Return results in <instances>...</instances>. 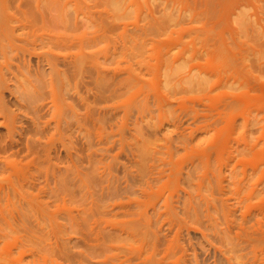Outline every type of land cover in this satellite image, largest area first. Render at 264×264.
Wrapping results in <instances>:
<instances>
[{
	"label": "rangeland",
	"instance_id": "rangeland-1",
	"mask_svg": "<svg viewBox=\"0 0 264 264\" xmlns=\"http://www.w3.org/2000/svg\"><path fill=\"white\" fill-rule=\"evenodd\" d=\"M47 1L48 0H45L43 3H46ZM49 1L56 2V10L54 14H56L55 16H57L58 19L56 26L58 27L56 28L57 35L61 34L59 37L64 35V39L67 38L65 39V43L71 45L70 47L68 45V47L65 46L66 48L63 47L64 49L57 47L55 49L57 54L60 53L61 55H66V52L68 51L70 53H74L75 51L76 53L74 55L71 54L73 56L72 58H74V56H77V52H80L81 50L84 52V49L86 52L89 50V53H92L91 55L97 53L94 55L95 57H90H94L93 59L95 61H93L95 63L99 60L98 63L100 65L98 63L97 64L100 66V71H104L106 69L104 67H106V65L108 67V65L111 62L112 63L109 65L107 70L104 72L102 71L105 74L101 72L104 79L101 78V81L99 80V82L94 80L96 78V71L91 70L90 68V72L89 70L87 71L86 68L83 69L81 72L82 75L78 73L81 69L76 67L71 69V72L72 70H74V72L79 70L77 73L79 76H82L78 80L80 82L77 83V81H75L78 78H75L76 74L73 72L75 78L74 81L78 86L76 85V87L71 81H66L68 83L65 82L64 86L66 84H69L70 87L73 85L75 88H77V91L75 89H71L72 87L68 88V86H65L68 88V92L70 89L69 95V93L65 91L64 86H61L62 81H60L61 84L59 81H57L58 83L56 84L57 87L55 89L57 91L55 92H57L56 94L58 95H55V99H59V97L60 99L59 101L56 100V104L54 103V105L57 106V103L59 102L61 105H58L59 107L57 106L59 109H54L55 106L52 105L54 107L51 106L53 108L51 109V107H48L50 106V100H47L48 95L44 96V94L49 90L47 87L46 88L48 90L45 89V86L47 85V82L50 83V79H48L46 76L49 74L48 77H50L51 73L49 70L51 71V69L47 61L44 58H41L45 55V53L40 51L46 48L44 46L47 43L46 41L41 42L42 45L40 44V46L38 44L40 42H38V51L36 48L34 52L37 51L38 53L40 51L39 53H42L43 56L40 57L39 53V55L34 53V56H31V53H26L27 56H22V54H20L21 65L24 67V70L22 68V72L27 71L26 73H28V77L23 79L22 85H20L14 77L13 72L15 71L14 73H17L15 66H11V69L9 70L14 71L12 72L8 70V73L4 69L6 66H1V69H3L1 72L3 73V71H5L3 76L5 79L7 77V80L3 78L4 82H2L3 80L0 79L3 83L0 85H4L7 89L10 88L11 90H9L12 92L9 93V91H3L4 93L2 92V94H5L4 97L0 94V109L5 107L6 112L12 119L16 116L15 119L17 120L14 121L17 123L14 122V124L17 131L19 130L18 132L21 135L16 133L14 135V140H18L17 144H19L20 147L24 146L28 142L30 148H32L34 146L31 147L29 142H33L34 140L36 143L38 141L37 143L40 144H36L38 147L39 145L42 147H39V149L42 150L38 149V154L40 155L38 158H41L40 160H42V163L45 162L43 160H48L50 162L47 164L48 166L46 165L47 167L50 166V168L52 167V169L56 170L60 167L62 171H64L67 166L70 167V180H68L70 183H68L71 184L69 185L71 188V193L67 198L68 200L70 198L71 201L68 202V206L71 208L70 210L72 212L73 220V222L71 221V229L73 230L70 231V234L72 232L73 241L71 249L73 248L72 252H74V255L86 260L85 262L90 264H264V239H256V236L259 238L260 235L264 238V182L260 183V171L264 170V48L261 46V44L264 46V0H249V2L246 1L247 3H244L245 5H241L242 1H240L241 3H238L237 1L239 0H233L234 2H237V4H240L239 8L243 11L238 9L240 11V14L238 13L239 17H232V20L230 19L231 24L228 21L226 24L224 23V27L226 25L225 29L223 28L222 24H220V26L219 24H216V19L219 17L218 11L215 10L217 9V0H206V2L205 0H183L182 4L180 2L175 3V0H156L158 4L155 0H113V3H111V0H103L104 3H107H105L106 5L103 4L102 0ZM163 1H166V4L171 2L169 3V8H172L167 10V13H170V15L168 16L165 14V16H168H166V18L161 14L160 15L162 17L155 14V16L157 15V19L160 16L158 19L160 21H157V25L158 22L160 24L161 21H164L165 19L166 22H168V26H170L169 23H171L172 19L171 27L174 26L172 28L174 31L172 32L174 33L172 36L177 35L178 41L176 39L174 40L173 37H171L170 41L169 34L171 35V32H169L168 36L165 35L169 30L165 34L163 33V35L160 34V32H158L156 29L159 26L156 25V21H153L154 25H152L149 22V18H147L149 17V14L147 15V13H150V10L157 11L158 5L160 8H162L160 4H162ZM208 1H211L212 4L215 5L207 3ZM16 2L17 0L12 2V6L15 7H11V5L9 7V14L12 13V17L16 19L14 22H17V18H23L17 10L18 8L16 6ZM130 3L132 6H130ZM165 3L162 5H166ZM98 4L102 6H98ZM209 4L211 7L214 6L213 9H215H210L211 7H209ZM148 5L151 6V9L150 6L148 7ZM206 6L209 7V9ZM173 8L175 9L173 10ZM111 9L114 11H111ZM179 11L183 12V18H180L181 20H179ZM117 13H121L123 15ZM117 15L123 16L122 18H125L122 19ZM172 15L176 22H174L175 20L172 18ZM145 18H147V22ZM102 19H104V22ZM121 19L122 21H120ZM21 20L25 21L24 19H20V21ZM20 21H18V23ZM107 22L111 25L108 26ZM59 23L60 25L58 26ZM64 23L65 25H63ZM125 23L128 26L124 25ZM12 24L14 25V23ZM19 24L21 25V23ZM19 24L18 26H20ZM136 24L139 28L136 26ZM174 24L177 25L178 28ZM111 26L113 27L110 28ZM143 26H146L145 29L149 28V31H146ZM149 26L152 29H150ZM155 26L156 28L154 29ZM181 26L185 28H183L184 32L187 30L185 33L183 32V39L179 37V33L177 34L179 31L178 29H180ZM102 27L106 29V31H101L100 29L103 30ZM171 27L169 28L172 31ZM18 29L19 27H17L16 32L19 33V35L17 33L16 34L20 38L23 30L21 31ZM174 29L178 31L176 32ZM59 30L65 34L62 32L59 33ZM219 30H224V34L220 36H226V39L228 40L227 43L233 41L232 36H240V41L243 43L245 42V45L248 47L246 48V46H244L247 49V51L243 53L245 54V61L243 60L244 58L241 57L243 54L240 55L238 52L240 55L239 56L236 52L239 50V48L235 51V57L237 55V58L240 57L238 58V61L236 60L237 63L230 60L227 54L219 55L217 52V39L219 34H221ZM236 30L237 32H235ZM111 31L113 33H111ZM154 31L157 33H151ZM39 33L43 36L46 35L47 37V34L44 33V31L42 32L41 30ZM39 33L37 34L42 36ZM84 33L89 38H85L86 36H83ZM99 34L100 36L97 37ZM25 35L26 33L24 32V37L22 36L20 38L22 41H24L25 38L28 39V36L25 37ZM134 37L136 38L134 39ZM92 38L97 39L96 41L94 40L95 42H93ZM61 39L64 40L63 37ZM128 39L132 40V42L130 43V40ZM72 40H74L75 43H73ZM156 40L157 42L159 41V44L155 42V45L158 44V46H161L159 49H157L158 46L157 48L154 46V41ZM37 41L41 40L39 39ZM138 42L141 43L139 44ZM43 43L46 44L43 45ZM76 43H80V45H76ZM182 44L183 46L178 47ZM82 45L84 47H82ZM85 45L87 48H89L87 49ZM39 46L44 49H39ZM76 46L79 47L77 48ZM153 46L155 48H153ZM169 46L170 49L168 50ZM154 49L155 51H153ZM173 49H175V51ZM132 50L135 51L133 52ZM167 50L173 54L171 53V55ZM183 50L187 51L182 52ZM44 51L47 52V50ZM94 51L95 53H93ZM160 51L164 52L161 53ZM146 52H148V54ZM150 52L151 56L156 53V55H154L156 56V59H152L154 57L153 56L149 61L153 67L150 66V63L147 60L151 57L149 55ZM167 52L169 55H171V57ZM180 52H182L184 56L183 60L181 61L182 63L180 61V63H178L179 65L176 63V66H179L177 68L175 64L174 66L172 65L173 60L171 59H173L172 57L175 58L176 56H179L181 54ZM142 53H145V55ZM11 54L8 55H10V57L15 55L14 54L11 56ZM129 54L131 55L130 58L128 56ZM161 54H164V59L166 60L165 64H163L164 62H160L162 61L160 56ZM85 55L87 54L85 53ZM141 56H144V59ZM26 57H28V59ZM139 57L141 58V62L138 60ZM1 58H3L2 55ZM1 58L0 62L6 65L5 60H1ZM62 59L63 57L61 60ZM132 59L134 61H132ZM124 60L127 62H124ZM15 61L19 63L18 58H15L14 62ZM138 61L141 64H136L139 63ZM130 62H133V64L130 65ZM156 62H158V70L160 71L161 69L160 73L157 71ZM103 64L105 65L103 66ZM127 64L129 67H131L130 69L137 73V75L135 73V79L138 77L136 80L139 81L138 85L141 87L140 89H138L136 86L135 88H132L134 84L131 82H123L125 84L122 85L124 87L127 85L126 88H131V92L128 91L130 89H126L121 85V81L128 80L127 73L131 71L130 69H126L129 68L127 67ZM160 64H162V66L164 65V67L159 66ZM141 65L144 66V68H142ZM170 65H172L171 67H175V69H173L175 71L173 74H176L177 76L183 74V84L182 81L181 83L178 82L180 80L176 75H173L174 77H171V73L170 75H166L169 74V72L166 73L165 71L167 69H171L169 68ZM64 66L62 63H60L59 69L62 72L67 69ZM111 66L113 70L119 71V74L118 72L116 73L110 69ZM154 66L156 72H158L155 74L156 80L158 78L157 83L155 82L156 80L154 81ZM30 67L34 73L39 72L38 75H34L32 72L30 78L28 71ZM88 67L90 66H87V68ZM37 70L38 72H36ZM84 70L90 74L88 75V73ZM125 70L126 74L124 73ZM84 72L86 74H84ZM112 72H114V78H112ZM134 72H131V74H134ZM138 72H141L140 76ZM161 72L163 73L161 74ZM26 73L24 74L25 76ZM115 73L117 74V78ZM157 74H161L162 76L159 77ZM41 75L44 77H39ZM72 75L73 74H71L70 77H72ZM36 76L40 78H38L40 83L43 82L44 79L48 80L47 82L44 80L46 84H42L43 87H38L41 84H39ZM109 76H111V78ZM108 77L111 79H108L110 82L108 80L106 81ZM122 77L125 80H123ZM163 77L165 80H167V82L169 80L171 81L168 83L165 81L164 83ZM63 78L64 77H62V79ZM161 78L163 79V83L161 82ZM120 79L121 81L118 83V80ZM207 79L209 80L207 81ZM24 80L26 81L24 82ZM6 81H12V83ZM28 81H31V84L33 85L30 86ZM96 81L99 84H97L98 87L95 86ZM103 81L106 82L103 83ZM69 82H71L72 85ZM107 82L108 85L106 84ZM116 82L118 84H116ZM158 83L159 87L153 88L154 85V87H157ZM109 84L114 85V88ZM172 84H174V87ZM179 84L180 86H178ZM130 85H132V87H130ZM20 86H24L25 88L23 89ZM32 86L37 87L35 89V87L32 88ZM41 87L43 88L42 91L45 90L43 94L40 93L41 90L36 91L41 89ZM160 87L164 89L166 88L167 91L166 89H159ZM172 87L175 91L172 90ZM175 87L177 89H175ZM17 88H21L24 91L22 92ZM94 88H96V90ZM109 88L111 89L110 91ZM179 88H181V90H179ZM7 89L5 90L3 88L5 91H7ZM29 89L34 90L29 91ZM133 89H136V91H133ZM156 89L157 92L155 93ZM113 90H115L114 95L112 94ZM158 90L160 92L166 91V93H161V95L165 97L166 94V97L169 99L172 97L173 99L170 100V104H168V106H164L165 109L163 104L160 105L161 102L157 100L160 99L159 95H156L158 94ZM35 91L36 93H40L39 95H41V97L44 96L43 99H46V102H43L42 98L38 94L34 93ZM97 91L100 93V95L97 93ZM48 92L46 94H49ZM73 92L77 93L72 95L71 93ZM78 92L80 93V98L83 96L85 99L86 105L83 102V98L80 100L78 97ZM103 92L107 93H105L106 96H104L105 94ZM110 92L112 97L110 96ZM132 92L135 93L132 94ZM177 92L178 95H181V97L175 100V97H178ZM66 93H68L67 99H64ZM101 93L103 94L101 95ZM136 93H140V95H137ZM149 94L150 97H148ZM172 94L173 96H171ZM124 95L127 98L124 97L122 100L121 98ZM133 95L138 96L137 99H134L136 97ZM155 96L156 98H154ZM239 98L242 100V104L239 103L241 100H239V102L237 101ZM127 99L129 102H131L130 106L133 108L132 110L130 109V111H127L129 112L128 114L127 112L125 113L126 107L124 108V104H122L123 106L121 105V100L124 101V103H128L125 102ZM133 100H136L135 103L137 101L138 103H141V105L136 103L137 109L133 107L136 104L132 105L134 102ZM236 101L239 104H236ZM52 102L50 104H52ZM142 102H145V104L143 105ZM2 103L4 104L2 105ZM43 103L44 106L46 104L48 105H46L47 107L45 109L49 108L50 111H48V109L46 112L44 106L42 105ZM68 103L71 105L74 104L72 105L73 109L71 108L74 111L70 109L71 105L67 106ZM147 103L149 104L147 105L149 106V109H147ZM156 103H158L160 106L157 107ZM84 105L85 107H83ZM142 106H145L146 108L143 107L142 109ZM140 107L141 109H139ZM40 108H43L44 111L42 110V112L45 114L39 111L41 110ZM55 110H57V113ZM69 110L74 112V114ZM159 110H161L162 114ZM131 111L132 116L130 113ZM39 112L42 113L41 115H43V117L39 114ZM53 112H55L57 117L55 114H53ZM37 113L41 118H43V122L45 123L46 121L47 123L43 124L42 119L38 117ZM139 114H141L140 117ZM44 116L47 117L44 118ZM1 117H3V115ZM35 118L36 120H39L36 122ZM33 120H35L34 123ZM57 120H62L63 122L66 120V123H64L65 125L63 122L60 124ZM1 121H3V118H1ZM230 121H232V123H236H233L235 124V127H233L234 129L232 128L233 125L229 124L231 123ZM42 124L43 126L46 125L47 129L46 126L44 129ZM58 124H60V127L56 128V125ZM19 125H22L23 127L21 126V128ZM228 125H230V127L233 129H231L233 131L232 134L230 128L228 129L229 131L227 130ZM41 130H45L46 132H40ZM179 132H182L183 135H178ZM50 135L53 136V138H50ZM8 136V128L6 126H0V146L3 145L2 143L8 141ZM48 138L53 139L52 141L54 144L52 143L53 145L51 146L54 148H50L51 146L48 145L46 147L44 142L45 140L47 142ZM220 138H222V141L224 140L229 144L225 142L222 143ZM19 139L21 141H19ZM184 139L189 142L186 143ZM218 141L219 143H222L223 146H220ZM213 142L216 145H213ZM35 143L32 144L37 147ZM17 144L15 146L16 149L19 147ZM217 144L220 148L217 146ZM224 145L226 148H228L225 152H223L225 153L223 155L224 161L218 160L222 159L219 157L216 158V156L220 155ZM24 147L26 149V146ZM170 147L173 152L168 151V148ZM44 148L45 152L43 150ZM65 148L71 150V153L66 151ZM48 149H51V151ZM24 151L27 152L26 150ZM48 151L51 152L49 155L46 153ZM147 151L149 152L147 153ZM167 151L173 153H169L171 157L169 154H167ZM215 151L217 152V155H215ZM9 152L5 154L6 152L2 150L0 155L1 157H5V155H8L6 157L13 155L12 151V153ZM156 152L159 153L157 154ZM229 152L232 154L231 156L233 158L228 156L230 155L228 154ZM209 153L212 154V156H210ZM20 154L16 155V157L10 156L11 160L16 159L15 161L24 160V162H27L25 159H28L29 161V158L31 160V156L33 155L32 153H28V155H31L28 157L27 154H24L27 157L25 158L22 156V154ZM149 154H151V156L154 155L157 157L153 156L154 160H151L149 158ZM206 154L209 156H206ZM192 156L193 160H196V163L194 164ZM194 156L196 158H194ZM47 157L50 159H47ZM227 157L232 158L230 162ZM197 158L200 160H197ZM202 158L205 162L201 161ZM150 161H153L156 164ZM171 161H173V163ZM176 161L180 162L177 163ZM206 161L209 163V167H207V165L205 168L203 165H206ZM220 161H222V163ZM38 162L42 164L39 159ZM152 163L153 165L149 168V165ZM176 163L177 165L180 163L183 164V170H180L183 172V174L181 173L182 175L180 174L179 177L177 176L180 182L176 179L177 183H173L175 181L172 180V178L174 179V177H172L173 174L171 175V173H173L172 171L174 170L176 172L177 170L179 171V168H181L179 167L181 164L177 166ZM256 163H259L261 166L259 170L255 171L253 169V164ZM146 164L148 165V170L144 168L146 167ZM168 164H172L173 168ZM221 164L225 165L223 166L222 171V167H220ZM170 167L172 168L171 172H169L171 169ZM60 168L58 169L59 171L56 172H60ZM150 169L152 170L150 171ZM207 169H210V171L208 170V172ZM66 171L64 174H66ZM159 171H161L162 174ZM175 172L174 174H176ZM60 173L57 175L64 177L63 173H61L62 175ZM150 173L152 174L151 176ZM219 173H222L223 175L220 174L219 176ZM167 174H170V177H172L170 180V177ZM216 174L219 177H215ZM147 175L151 178H149ZM221 175L224 178L222 196H220L219 192L221 191L219 188L217 189L218 186L216 184V178L218 177L217 181H219V179L222 178ZM233 177L235 181L233 180ZM53 181L54 180H52V182ZM168 181H171V184ZM238 181H241L240 184ZM167 183H169V185H167ZM219 184H221V182ZM258 184H260L259 187ZM254 185L257 187L256 191L258 194L257 192H254L253 194L252 192H249L251 188H254ZM219 187L221 186L219 185ZM259 188L261 189V192ZM149 193H151V195ZM48 196L49 195H43V202L45 199L48 202ZM249 199L251 201H249ZM49 200L52 201L50 204L47 203V206L51 205V209L49 208L50 210H54L56 204L61 202L60 199L58 200L57 198L53 197H51ZM45 202L44 204H46ZM221 203L223 205H227V208L225 206L224 209ZM259 209L262 210L259 211ZM227 211L231 213H227ZM60 216V219H57V221L61 222L62 227H65L64 223L67 226L68 223L64 221L67 218L66 213H62ZM0 261L2 262L4 260L0 259ZM61 261L62 260H60V264ZM4 263L6 264L7 261H4ZM8 263L12 264L10 262Z\"/></svg>",
	"mask_w": 264,
	"mask_h": 264
},
{
	"label": "bare ground",
	"instance_id": "bare-ground-1",
	"mask_svg": "<svg viewBox=\"0 0 264 264\" xmlns=\"http://www.w3.org/2000/svg\"><path fill=\"white\" fill-rule=\"evenodd\" d=\"M13 1H16V0H0V42H1V47H0V50H1V52H0V58H1V55L3 56V58H1V60H5V63H6V65L5 64H3V63H1L0 62V69H1V66L3 67V66H6V68H7V70H6V68H4L5 69V71H7V73L9 72V71H12V70H9V69H11L10 67L11 66H15V69H16V71H17V73H14L13 71V74H14V77L16 78V80H17V82L20 84V85H22V82H23V79H26V77H28L27 75H28V73H26L27 71H23L22 72V68H23V70H24V67H22V65H21V55L20 54H22V56H27V54L26 53H31L30 55L31 56H34V53L36 54V55H39L40 53V51H42V52H44L45 53V55L43 56V54L41 53L40 54V57L41 56H43V57H41V58H44L46 61H47V63L50 65V69H51V71L49 70V72L51 73L50 74V77H48L49 76V74H48V76H46L48 79H50V83H48L47 81V79L45 80L46 82H47V85L45 86V89H47V88H49V90L48 91H50L51 93H52V95H51V93L50 92H48L47 90V92L51 95V96H53V97H51L49 94H44V96L46 95H48L46 98H47V100L49 99L50 101V103L52 102V100H53V102H52V104H50L49 102V105L50 106H48L47 104V106L50 108L52 105H54V103L56 102V100L57 101H59V99H60V97H59V99H55V95H58V94H56L57 92H55V91H57V90H55L56 89V84L58 83L57 81H62V84H61V82H60V84H61V86L63 85L64 86V84H65V82L66 81H71L72 82V84H75V86L77 85L76 84V82L75 81H77V83L78 82H80V81H78L82 76H79V74L80 75H82V71H83V69H85L86 68V70L88 71L89 70V68L91 69V70H94V71H96V78L95 77H93V78H95L94 80H97L98 82H99V80L102 78V79H104V77H103V75L101 74V72L103 71V70H101L100 71V69H99V67L100 66H98V61L95 63L94 61V55L95 54H97V53H95V51L93 52V53H95L94 55H91L92 53H89V50L86 52L85 51V49H84V52H83V50H81V48H80V52H77L78 54H76L77 56H74V58H72L73 56L71 55V54H75L76 52L74 51V53H70L69 51V54L67 55V53L68 52H66V55H61L60 53L59 54H57L56 52H55V49L57 48V47H60V48H63V47H70L71 45H68V44H66L65 42V39H67V38H65L64 39V35L62 36L63 37V39L64 40H62L61 38L62 37H59V36H61V34L60 35H57V32H56V28H58V27H56L57 26V21H58V19H57V16H55L56 14H54V12H55V10H56V2L55 1H47L46 3H43L45 0H17V10H18V12L21 14V16L23 17V18H20V19H24L25 21H23V20H21L20 21V19L19 18H17V22H14L16 19L15 18H13L12 17V13L11 14H9V7H10V5H11V7H15V6H12V2ZM101 1V0H100ZM108 1V0H107ZM113 0H111V3H113L112 2ZM120 1V0H119ZM135 1V0H134ZM139 1V0H138ZM149 1V0H148ZM156 1V0H155ZM159 1H161V0H159ZM168 1V0H167ZM215 1V0H214ZM240 1H242V4L241 5H245L244 3H247V2H249V0H239V1H237L238 3L240 2ZM247 1V2H246ZM10 2H11V4H10ZM102 2H103V0H102ZM131 2H133V1H131ZM166 2V1H165ZM164 1H163V3H165ZM177 2H180L181 4L183 3V0H175V3H177ZM205 2H206V0H205ZM237 2H234L233 0H217V4H216V7H217V9H215L216 11H218V13H219V15H218V13H217V15L219 16V17H217V19H216V21L218 22H216V24H219V26H220V24H222V26H223V28L225 29L226 28V25H225V27H224V23L226 24V22L228 21L229 23H230V19L232 20V17H239V15H238V13L240 14V11L238 10V9H240L239 8V5L240 4H237ZM101 3V2H100ZM106 3V2H105ZM104 2H103V4H105ZM109 3H110V1H109ZM141 3V2H140ZM146 3V2H145ZM156 3H157V1H156ZM162 3V4H163ZM169 3H171V2H168L166 5H162V4H160L161 6H162V8H160L159 7V5H158V10L157 11H155V10H150L151 12L150 13H147V15L149 14V17H147V18H149V22H150V24H152V25H154V23H153V21H156V25H157V21H160V20H158L159 19V17L162 15L163 17L165 16V14H167L168 16L170 15V13L168 14L167 13V10L168 9H171V8H169ZM207 3H210L211 5H215V4H212V2L210 1H208ZM241 3V2H240ZM107 4V3H106ZM105 4V5H106ZM148 4H149V2H148ZM158 4V3H157ZM210 4H209V7H211L210 6ZM117 5V4H116ZM124 5H125V2H124ZM146 5V4H145ZM98 6H102V5H99L98 4ZM111 6V5H110ZM110 6H108V7H110ZM130 6H132V4L130 3ZM150 5H148V7H149ZM156 7H157V5H156ZM207 7V6H206ZM209 7H207L208 9H209ZM213 7L214 6H212L210 9H212V10H214L213 9ZM116 8V7H115ZM118 8L120 9V7L118 6ZM107 9V8H106ZM150 9H151V6H150ZM175 8H173V10H174ZM179 9V8H178ZM182 10H183V8H182ZM241 11H243L242 9H240ZM15 11V10H14ZM104 11V10H103ZM108 11V10H107ZM107 11H106V13H107ZM111 11H114V10H112L111 9ZM170 11V10H169ZM177 11V10H176ZM238 11V12H237ZM17 12V11H16ZM174 12V11H173ZM180 12V14H178L179 15V20H181L180 18H183L182 16H183V12L182 11H179ZM109 13V12H108ZM114 13V12H113ZM125 13V12H124ZM178 13V12H177ZM104 14V13H103ZM116 14V13H115ZM117 14H121V13H117ZM155 14H157V15H160L159 17H158V19H157V15L155 16ZM105 15V14H104ZM103 15V16H104ZM121 15H123V14H121ZM166 15V16H167ZM174 15V14H173ZM173 15H172V18L175 20V18L173 17ZM110 16V15H109ZM117 16H119V15H117ZM125 16V15H124ZM161 16V17H162ZM166 16H165V18H166ZM167 16V17H168ZM119 17H123V16H119ZM171 17V16H170ZM234 17V18H235ZM103 18H105V17H103ZM110 18V17H109ZM116 18V17H115ZM125 18V17H124ZM124 18H122V19H124ZM147 18H145V20H146V22H147ZM118 19V18H117ZM122 19L120 20V21H122ZM164 19V18H163ZM103 20V22H104V19H102ZM116 20V19H115ZM161 20H162V18H161ZM183 20V19H182ZM18 21H20L19 23H21V25L18 23ZM77 21V20H76ZM108 21H109V19H108ZM114 21V20H113ZM118 21H119V19H118ZM118 21H116V22H118ZM168 21V20H167ZM64 22V21H63ZM115 22V21H114ZM113 22V23H114ZM146 22H145V24H146ZM174 22H176V20L174 21ZM173 22V23H174ZM232 22V21H231ZM12 23H14V25L12 24ZM15 23H16V25H15ZM66 23V22H65ZM65 23L63 24V25H65ZM78 23V22H77ZM108 23V22H107ZM112 23V22H111ZM171 23H172V19H171ZM171 23H169L170 24V26H168V22H166V20L164 19V21H161V23L159 24V22H158V27L156 28V26L154 27V29L156 28L157 29V31L158 32H160V34H162L163 35V33L165 34L168 30V33H166L165 35H167L168 36V34H169V32H171V35L169 34V36H170V41H171V37H173L174 38V40L176 39L177 40V35L176 36H172L174 33H172V32H174L173 31V27L174 26H172L171 27ZM179 23H180V21H179ZM182 23V22H181ZM18 24L21 26H18ZM62 24V23H61ZM138 24V23H137ZM136 24V26L138 27V25ZM183 24V23H182ZM182 24H180V25H182ZM228 24V23H227ZM231 24V23H230ZM60 25V23L58 24V26ZM92 25V24H91ZM94 25H96V24H94ZM109 25H111L110 23H108V26ZM117 25V24H116ZM121 25V24H120ZM124 25H127L126 23L124 24ZM148 25V24H147ZM146 25V26H147ZM175 25V24H174ZM19 27V29L22 31L23 30V33H21V31H20V33H21V36H20V38L24 35V32L26 33V35H25V37H27L28 36V39H24V41H22V39H20L19 38V33H17L16 32V29H17V27ZM67 26V25H66ZM103 26V25H102ZM105 26H106V23H105ZM128 26V25H127ZM140 26V25H139ZM145 26V27H146ZM175 26H177V25H175ZM229 26V25H228ZM64 27V26H63ZM68 27H69V25H68ZM104 27V26H103ZM102 27V28H103ZM113 26H111L110 28H112ZM120 27V26H119ZM141 27V26H140ZM144 27V26H143ZM145 27H144V29H145ZM150 27V26H149ZM169 27H171V29H172V31L170 30V28ZM231 27V26H230ZM230 27H227V28H230ZM60 28V27H59ZM97 28V27H96ZM115 28V27H114ZM139 28V27H138ZM142 28V27H141ZM169 28V29H168ZM177 28H178V26H177ZM183 26H181V28L180 29H178V30H175L176 32H177V34L179 33V37L181 38V39H183ZM18 29V30H19ZM64 29V28H63ZM97 29H99V28H97ZM119 29V28H118ZM143 29V28H142ZM150 29H152L151 27H150ZM185 29V28H184ZM218 29H219V27H218ZM41 30H42V32L44 31V33H46L47 34V37H46V35L45 36H43L42 34H40L39 32H41ZM66 30V29H65ZM101 31H106V29H104L103 28V30L102 29H100ZM108 30V29H107ZM139 30H141V29H139ZM146 31L148 30L149 31V28H147V29H145ZM58 31V30H57ZM60 32L59 33H61L62 31L61 30H59ZM97 31V30H96ZM142 31V30H141ZM146 31H145V33H146ZM187 31V30H186ZM185 31V32H186ZM224 30H219V32L221 33V34H219V36H218V39H217V45H218V49H217V52L219 53V55H221V54H227V56L230 58V60H232V61H235L236 63H237V61L239 60L238 58H240V57H238L237 58V56L239 55V53H240V55L241 54H243V53H245V51H247V49L246 48H248L246 45H245V42L243 43L242 41H240V36L239 35H237V36H232V38H233V41H231V42H229V43H227V39H226V36L225 37H223V36H220V35H223L224 34V32H223ZM19 32V31H18ZM108 32V31H107ZM109 32H110V30H109ZM115 32V31H114ZM155 32L156 31H154V32H151V33H153V34H155ZM184 32V33H185ZM235 32H237V30L235 31ZM18 35H17V34ZM37 33H39L40 35H42V36H39ZM62 33H64V32H62ZM87 33V32H86ZM93 33V32H92ZM111 33H113L112 31H111ZM144 33V32H143ZM148 33V32H147ZM157 33V32H156ZM23 34V35H22ZM65 34V33H64ZM91 34V33H90ZM98 34V33H97ZM232 34H234V33H232ZM238 34H239V32H238ZM241 34V33H240ZM18 37H17V36ZM85 35V33L83 34V36ZM92 35V34H91ZM96 35V34H95ZM146 35V34H145ZM150 35H152V34H150ZM149 35V36H150ZM158 35H159V33H158ZM81 36V35H80ZM86 37L85 38H89V37H87V35H85ZM100 36V34L99 35H97V37H99ZM140 36V35H139ZM142 36H144V35H142ZM24 37V36H23ZM67 37V36H66ZM95 37V36H94ZM32 39V40H30V39ZM41 40V41H37V40H39V39ZM69 38V37H68ZM84 38V37H83ZM90 38H91V36H90ZM101 38V37H100ZM136 37H134V39H135ZM137 38H138V36H137ZM219 38H220V40H219ZM231 38V39H232ZM81 39V38H80ZM97 39V38H96ZM96 39L95 38H92V40H93V42H95L96 41ZM132 39V38H131ZM147 39V38H146ZM169 39V38H168ZM168 39H167V41H168ZM226 39V40H225ZM69 40H70V38H69ZM83 40H86V39H83ZM95 40V41H94ZM128 40H130V39H128ZM140 40V39H139ZM148 40V39H147ZM245 40V39H244ZM46 41V45L43 43V45H45L44 47H46L45 49L44 48H41L40 46L42 45L41 44V42H45ZM73 41V43H75L74 42V40H72ZM91 41V40H90ZM98 41V40H97ZM137 41V40H136ZM145 41V40H144ZM178 41V40H177ZM180 41V40H179ZM247 41V40H246ZM38 42H40V43H38ZM69 42V41H68ZM67 42V43H68ZM87 42V41H86ZM132 42V40H130V43ZM142 42V41H141ZM140 42V43H141ZM150 42V41H149ZM158 43L159 44V41L157 42V40L156 41H154V46L157 48V46H158V44L157 45H155L156 43ZM172 42H173V40H172ZM37 43L40 45L39 46V49H44V50H47V52H45L44 50H40L38 53H37V51H38V48H37ZM81 43H82V41H81ZM89 43V42H88ZM87 43V44H88ZM139 43V42H138ZM139 43V44H140ZM151 43V42H150ZM69 44H71V43H69ZM77 44H79L80 45V43H76V45ZM84 44V43H83ZM86 44V45H87ZM134 44H136V43H134ZM172 44V43H171ZM68 45V46H67ZM86 45H85V47H86ZM94 45V44H93ZM146 45V44H145ZM177 45H179V44H177ZM47 46H48V48H47ZM73 46V45H72ZM74 46H75V44H74ZM91 46V45H90ZM96 46V45H95ZM126 46V45H125ZM141 46H143V45H141ZM153 46V48H155ZM174 46H176V45H174ZM173 46V47H174ZM181 46H183V44L182 45H180V46H178V47H181ZM244 46H246V48L244 47ZM261 46H262V48H264V46H263V44H261ZM260 46V47H261ZM65 47V48H66ZM77 47V46H76ZM79 47V46H78ZM77 47V48H78ZM82 47H84L83 45H82ZM129 47V46H128ZM128 47H127V49H128ZM139 47V46H138ZM137 47V48H138ZM144 47V46H143ZM148 47V46H147ZM159 47H161L160 45L158 46V48L157 49H159ZM163 47V46H162ZM166 47V46H165ZM234 47H237V48H234ZM37 48V51L36 52H34L35 51V49ZM59 48V49H60ZM76 48V49H77ZM87 48V47H86ZM89 48V47H88ZM87 48V49H88ZM130 48V47H129ZM136 48V47H135ZM144 48H146V47H144ZM172 48V47H171ZM176 48V47H175ZM183 48V47H182ZM239 48V50L238 51H236V49H238ZM10 49V50H9ZM64 49V48H63ZM62 49V50H63ZM71 49V48H70ZM73 49V48H72ZM126 49V48H125ZM131 49V48H130ZM134 49V48H133ZM143 49V48H142ZM141 49V50H142ZM161 49V48H160ZM170 49V46L168 47V50ZM179 49V48H178ZM235 49V50H234ZM246 49V50H245ZM75 50V49H74ZM135 50H137V49H135ZM134 50V51H135ZM144 50H147V49H144ZM167 50V51H168ZM174 51H175V49H173ZM179 50H181V49H179ZM241 50H244V51H241ZM10 53H9V52ZM67 51V50H66ZM133 51V50H132ZM131 51V52H132ZM133 51V52H134ZM153 51H155V49L153 50ZM173 51V52H174ZM185 50H183L182 52H184ZM187 51V50H186ZM185 51V52H186ZM238 53V55L235 57V54H236V52ZM241 51V52H240ZM130 52V51H129ZM137 52V51H136ZM144 52V51H143ZM161 52V51H160ZM162 52H164V51H162ZM161 52V53H162ZM168 52H170V51H168ZM167 52V53H168ZM177 52V51H176ZM182 52H180L181 54V56L179 55V54H175V55H179V56H176L175 58L174 57H172L173 59H171V58H169V59H171V60H173V63H172V65L174 66V64H175V66H176V63L178 64V63H180L182 60H183V53ZM11 53H14V54H11ZM32 53H33V55H32ZM85 53L87 54V55H85ZM147 54H148V52H146ZM154 53V52H153ZM172 52H170V54H171ZM8 54H11V56L12 55H14V56H12V57H10V55H8ZM64 54H65V51H64ZM143 55H145V53H142ZM142 54H140V55H142ZM146 54V55H147ZM173 54V53H172ZM171 54V55H172ZM71 57H70V56ZM89 55V56H88ZM126 55V54H125ZM135 55V54H134ZM136 55H137V53H136ZM150 56H151V52H150V54H149ZM148 55V56H149ZM154 55H156V53H154L153 54V56ZM165 55H167V54H165ZM168 55H169V53H168ZM171 55H169L170 57H171ZM185 55H186V53H185ZM239 55V56H240ZM247 55V54H246ZM8 56H9V58H8ZM29 56V55H28ZM90 56H94L93 58L92 57H90ZM129 56V58L131 57V55L129 54L128 55ZM149 56V57H150ZM153 56H151L149 59H147L148 60V62L151 60V58L153 57ZM161 56V60L162 61H160V62H164L163 64H165V57H164V54H161L160 55ZM169 56H167V57H169ZM213 56V55H212ZM244 56V57H243ZM243 56L241 55V57L242 58H244L243 60L245 61L246 60V58H245V54H243ZM13 57H14V60H15V58H18L19 59V63H17L16 61L14 62V60H13ZM36 57V56H35ZM63 57V59L61 60V58ZM98 57V56H97ZM104 57V56H103ZM125 57V56H124ZM132 57H133V54H132ZM134 57H137V56H134ZM142 57V56H141ZM144 57V56H143ZM142 57V58H143ZM156 56H154L152 59H156L155 58ZM158 57V56H157ZM163 57V58H162ZM193 57H194V54H193ZM10 58H12V59H10ZM24 58V57H23ZM27 59H28V57H26ZM31 58V57H30ZM38 58V57H37ZM40 58V59H41ZM148 58V57H147ZM185 58V57H184ZM237 58V59H236ZM105 59V58H104ZM109 59V58H108ZM117 59V58H116ZM134 59V58H133ZM132 59V61H134ZM141 58L139 57V59L138 60H140ZM144 59V58H143ZM158 59V58H157ZM163 59H164V61H163ZM166 59H168V58H166ZM43 60V59H42ZM41 60V61H42ZM94 60V61H93ZM115 60V59H114ZM127 60V59H126ZM237 60V61H236ZM28 61H30V60H28ZM44 61V60H43ZM63 61V62H62ZM103 61V60H102ZM135 61H136V59H135ZM158 61V60H157ZM180 61V62H179ZM187 61V60H186ZM185 61V62H186ZM243 61V62H244ZM3 62V61H2ZM101 62V61H100ZM104 62V61H103ZM124 62H127V61H125L124 60ZM139 62V61H138ZM140 62H141V60H140ZM136 63V64H141V63ZM147 62V63H148ZM240 62V61H239ZM28 63V62H27ZM31 63V62H30ZM29 63V64H30ZM60 63H62L63 64V66L64 65H66V66H64V67H66L65 69V71H61L60 69H59V66H60ZM65 63V64H64ZM98 63V64H97ZM110 63V62H109ZM112 63V62H111ZM110 63V64H111ZM135 63V62H134ZM146 63V62H145ZM144 63V64H145ZM150 63V62H149ZM166 63H168V62H166ZM171 63V62H170ZM182 63V62H181ZM46 64V63H45ZM107 64V63H106ZM109 64V65H110ZM130 65L131 64H133V62H130L129 63ZM143 64V65H144ZM158 62H156V66H157V71H159L158 70ZM100 65V64H99ZM105 64H103V66H104ZM109 65H108V67H107V65H106V67H104V68H106L105 70H107V68H109ZM135 65V64H134ZM148 65V64H147ZM167 65V64H166ZM172 65H170L169 66V68H171V69H167L166 70V68H165V72L167 73V72H169V74H166V75H170V73H171V77H174L173 75H176V74H173V72H175L173 69H175V67H171ZM179 65V64H178ZM31 66V65H30ZM87 66H90V67H88L87 68ZM113 66V65H112ZM112 66L110 67V69H112ZM142 66V65H141ZM141 66H138V67H141ZM145 66V65H144ZM144 66H142V68H144ZM150 66L151 67H153V65L150 63ZM150 66H147V67H150ZM159 66H162V64H160ZM79 68V69H81L80 70V72H78L77 73V71H79V70H75L76 72H74V70H72V72H71V69H73V68ZM98 67V68H97ZM127 67H129L128 66V64H127ZM146 67V68H147ZM162 67H164V65L162 66ZM166 67V66H165ZM177 68L179 67V66H176ZM131 67H129V68H126L127 70H129ZM135 68V67H134ZM141 68V69H142ZM168 68V67H167ZM13 69V68H12ZM38 69H39V67H38ZM181 69V68H180ZM3 69H1L0 70V74H1V77H0V79H2L3 80V78L5 79V77L3 76L4 75V73H5V71H3V73L1 72ZM9 70V71H8ZM104 70V71H105ZM109 70V69H108ZM113 70V69H112ZM131 71L130 72H128L127 74H128V80L127 81H121V79L123 78H121L120 80H118L117 82L118 83H120V81H121V85L123 84H125L126 82L127 83H129V82H131L132 84H134L133 85V87H132V85H130V87H132V88H135V86L136 87H138V89H140L141 87H140V85H138L139 84V81L138 80H136L135 79V77H136V75H137V73L136 72H134L132 69H130ZM134 70H136V69H134ZM139 70H140V68H139ZM138 70V71H139ZM150 70V69H149ZM153 70V69H152ZM154 70H155V66H154ZM182 70V69H181ZM28 71H29V74H30V78H31V73L33 72V70L31 69V67H30V69H28ZM35 71V70H34ZM85 71V70H84ZM87 71H85V72H87ZM93 71V72H94ZM103 71V72H104ZM113 71H115V70H113ZM143 71V70H142ZM160 71H161V69H160ZM160 71H159V73H160ZM26 73V76L24 75L25 73ZM36 72H38V70L36 71ZM76 74V76H75V78H78L77 80H75L74 81V73ZM84 72V74H86ZM89 72H90V70H89ZM102 72V73H103ZM108 72V71H107ZM116 73L118 72V74H119V71H115ZM126 72V70L124 71V73ZM131 72H134V74L132 73L131 74ZM24 73V74H23ZM39 73V72H38ZM38 73H32V74H34V75H38ZM88 73V72H87ZM91 73H92V71H91ZM115 73V74H116ZM135 73H136V75H135ZM141 73V72H140ZM139 72H138V74H139V76L141 75ZM156 73H158V72H156V70H155V72L153 73L154 74V81L156 80V77H155V74ZM163 72H161V74H162ZM11 74V73H10ZM41 74V73H40ZM71 74H73L72 75V77H73V80H72V77H70L71 76ZM90 73H88V75H89ZM103 74H105V73H103ZM114 74V72H112V75ZM126 74V73H125ZM159 75V74H157L159 77H161L162 75ZM165 74V73H164ZM204 74V73H203ZM46 75V74H45ZM93 75V74H92ZM95 75H93V76H95ZM109 75V74H108ZM111 75V76H112ZM182 75V76H181ZM85 76V75H84ZM111 76H109L110 78H111ZM120 76H122V75H120ZM119 76V77H120ZM177 76V75H176ZM191 76V75H190ZM200 76V75H199ZM12 77H13V75H12ZM37 77V80L39 81V84H41V85H39L38 87H40V86H42V84H46V82H44V80L42 79L44 76H39V77H42L41 79L43 80V82H41L40 83V78L38 77V76H36ZM62 77H64L63 79H62ZM107 78L106 79V81L109 79V80H111L110 78ZM178 78H179V80L180 81H178L179 83H181V81H182V84H183V74H180V75H178L177 76ZM176 77V78H177ZM201 77H203V76H201ZM206 77V76H205ZM39 78V79H38ZM92 78V79H93ZM112 78H114V75L112 76ZM116 78H117V74H116ZM142 78V77H141ZM140 78V79H141ZM187 78V77H186ZM189 78V77H188ZM200 78V77H199ZM207 78H209V77H207ZM14 79V78H13ZM71 79V80H70ZM164 79V80H163ZM163 79L161 78V82H162V80L164 81V83H165V81H166V83H168V82H170L171 80H169L168 82H167V80H165V78L163 77ZM168 79V78H167ZM5 80H7V77H6V79ZM10 80V79H9ZM12 80V79H11ZM41 80V81H42ZM108 80V81H109ZM116 80V79H115ZM115 80H113V81H115ZM123 80H125L124 78H123ZM134 80H136V81H134ZM157 80H158V78H157ZM155 81L156 83L158 82V81ZM173 80V79H172ZM177 80V79H176ZM190 80V79H189ZM200 80H202V79H200ZM209 79H207V81H208ZM26 80H24V82H25ZM97 81H96V87H98L97 86ZM101 81V80H100ZM105 81V82H106ZM113 81H111V82H113ZM188 81V80H187ZM2 82H4V80L2 81ZM1 82V80H0V84H3ZM6 82H11L12 83V81H6ZM29 82V81H28ZM27 82V83H28ZM71 82H69L70 84H71ZM104 81H103V83H105ZM110 82V81H109ZM116 82V84H118ZM123 82H125V83H123ZM205 82V81H204ZM32 82L30 81L29 82V84H30V86L31 85H33V84H31ZM66 83H68V82H66ZM95 83V82H94ZM102 83V84H103ZM137 83V84H136ZM144 83V82H143ZM163 83V82H162ZM172 83V82H171ZM18 84V85H19ZM50 84V85H49ZM71 84V85H72ZM101 84V83H100ZM107 85H108V82L106 83ZM136 84V85H135ZM178 84V83H177ZM176 84V85H177ZM181 84V85H182ZM9 85H11V84H9ZM16 85V84H15ZM48 85H49V87H48ZM99 85V84H98ZM110 85V84H109ZM114 85H115V82H114ZM114 85H110V86H114ZM122 85V86H123ZM162 85V84H161ZM173 85V87H174V84H172ZM175 85V86H176ZM29 86V87H30ZM65 86H68V88H71V89H77V88H75V86H71L70 87V85L68 84H66ZM64 86V89H65V91H67L68 92V88L67 87H65ZM78 86V85H77ZM76 86V87H77ZM118 86V85H117ZM117 86H116V88H117ZM127 86V85H126ZM126 86L124 87V88H126ZM128 86H129V84H128ZM142 86V85H141ZM155 86V85H154ZM153 86V88H158L159 87V83L157 84V87H154ZM164 86V85H163ZM162 86V87H163ZM166 86V85H165ZM167 86H168V84H167ZM178 86H180V84L178 85ZM178 86H176V87H178ZM6 90L7 88H5V86L3 85V86H1L0 85V94L4 97V95L5 94H2V92L4 91V92H8L9 91V93L10 92H12V91H10L11 89L10 88H8L7 89V91H5V90H3V88ZM9 87V86H8ZM18 87V86H17ZM21 87V86H20ZM35 87V89H36V87L37 86H32V88H34ZM43 87V86H42ZM41 87V89H38V90H36V91H39V90H41V92L40 93H42L43 94V92H45V90L44 91H42V88ZM47 87V88H46ZM74 87V88H73ZM100 87V86H99ZM102 87V86H101ZM111 87V88H112ZM120 87V86H119ZM172 87V88H173ZM175 87V89H177ZM21 88H25L24 86H22ZM19 89V88H17V89H19V90H21L22 92L24 91L23 89ZM31 88V87H30ZM79 88V87H78ZM103 88V87H102ZM114 88V87H113ZM112 88V89H113ZM115 88V89H116ZM124 88H123V90H124ZM128 88V87H127ZM126 88V89H127ZM152 88V89H153ZM10 89V90H9ZM63 89V88H62ZM63 89V90H64ZM92 89V88H91ZM95 90H96V88H94ZM104 89V88H103ZM121 89V88H120ZM120 89H119V91H120ZM128 89H130V90H128V91H132L131 90V88H128ZM159 89H162V90H165L164 88H159ZM2 90V91H1ZM31 89H29V91H30ZM32 90H34V89H32ZM31 90V91H32ZM100 90V89H99ZM111 89L109 88V91H110ZM117 90V89H116ZM123 90H121V91H123ZM136 91V89H133V91ZM142 90H143V87H142ZM172 90H174V88L172 89ZM171 90V91H172ZM179 90H181V88H179ZM20 91V92H21ZM36 91L34 92V93H36ZM72 91V90H71ZM77 91V90H76ZM92 91V90H91ZM101 91V90H100ZM114 91L115 90H113V95H114ZM126 91V90H125ZM128 91H127V93H128ZM166 91H167V89H166ZM166 91H164L165 93H166ZM170 91V92H171ZM175 91V90H174ZM3 92V93H4ZM20 92H19V94H20ZM55 92V93H54ZM90 92V91H89ZM102 92V91H101ZM112 92V91H111ZM111 92H110V96L112 95L111 94ZM129 92V93H130ZM140 92V91H139ZM157 92V89H156V91H155V93ZM164 92H160L159 90H158V94H156V95H159V98L160 99H157L158 101H160L159 103H160V105H162L163 104V107L165 106V105H167L168 106V104H170V100L172 99V97H170V99L168 98V97H166V94H165V97L163 96V95H161V93H163L164 94ZM169 92V93H170ZM26 93V92H25ZM40 93H36V94H40ZM69 95H70V89H69ZM68 93H66V96L64 97V99H67V95H68ZM75 92H73V93H71L72 95L74 94ZM77 93V92H76ZM75 93V94H76ZM79 93V92H78ZM97 93H99L98 91H97ZM96 93V94H97ZM104 93V92H103ZM103 93H101V95L103 94ZM106 93V92H105ZM104 93V94H105ZM135 92H132V94H134ZM142 93V92H141ZM154 93V92H153ZM168 93V92H167ZM172 93H174V92H172ZM181 93V92H180ZM182 93H183V91H182ZM13 94V93H12ZM11 94V95H12ZM23 94V93H22ZM21 94V95H22ZM107 94V93H106ZM106 94L104 95V96H106ZM137 95H140V93H136ZM1 95H0V99H1ZM25 95V94H24ZM99 95H100V93H99ZM109 95V94H108ZM168 95H170V94H168ZM177 95H178V92H177ZM40 97H41V95H39ZM43 96V95H42ZM44 96L43 97H41L42 98V101L43 102H46V99H43L44 98ZM49 96H50V98H49ZM78 96V95H77ZM128 96V95H127ZM134 97H136V98H134V99H137V97L138 96H136V95H133ZM154 96V95H153ZM171 96H173V94L171 95ZM176 96V95H175ZM174 96V97H175ZM74 97H75V95H74ZM79 98H80V93H79V96H78ZM77 97V98H78ZM109 97V96H108ZM112 97V96H111ZM124 97H126L125 95L121 98L122 100L124 99ZM148 97H150V94H149V96ZM173 97V98H174ZM181 97V95L179 94L178 95V97L176 98L175 97V100H177L178 98H180ZM57 98V97H56ZM81 98H83V96L81 97ZM81 98H80V100H81ZM127 98V97H126ZM125 98V99H126ZM154 98H156V96L154 97ZM182 98H183V96H182ZM242 98V97H241ZM110 99V98H109ZM112 99V98H111ZM147 99V98H146ZM145 99V100H146ZM148 99H150V98H148ZM245 99V98H244ZM5 100V99H4ZM83 102L85 103V99L83 98ZM114 100V99H113ZM121 100V105L122 104H124V108L126 107V110H125V113L129 110L130 111V109L132 110L133 108L130 106L131 105V102H129L128 101V99H127V101H125V102H128V103H124V101H122ZM156 100V99H155ZM173 100V99H172ZM174 100V101H175ZM183 100V99H182ZM239 100H241L240 98L237 100L238 102H239ZM134 101V100H133ZM136 101V100H135ZM135 101L132 103V105H135L136 103H138V101H139V99H138V101L135 103ZM142 101H144V100H142ZM236 101V104L238 103ZM245 101V100H244ZM81 102V101H80ZM146 102V101H145ZM145 102L143 103V105L145 104ZM60 103V102H59ZM59 103H57V106L59 105H61V104H59ZM72 103V102H71ZM149 103V102H148ZM146 104V106L147 105H149V104ZM172 103V102H171ZM239 103H241L242 104V100L239 102ZM238 103V104H239ZM4 103H2V105H3ZM56 104V103H55ZM127 104V105H126ZM138 104H140L141 105V103L139 102ZM157 104V107H159L160 105H158V103H156ZM41 105V104H40ZM39 105V106H40ZM43 106H44V103L42 104ZM41 105V106H42ZM44 106V109L47 107V106ZM68 105H71V104H67V106ZM72 105H74V104H72ZM72 105H71V107H70V109L72 108L73 109V107H72ZM85 105H86V103H85ZM85 105L83 106V107H85ZM0 106H1V102H0ZM40 106V107H41ZM55 106V105H54ZM54 106H52V107H54ZM57 106H55L54 107V109L55 108H57ZM58 106V107H59ZM123 106V105H122ZM137 104L135 105V106H133V107H135V109H137ZM170 106V105H169ZM51 107V109H53ZM87 107V106H86ZM129 107V108H128ZM143 107H145V106H142V109H143ZM48 108V109H49ZM146 108V107H145ZM144 108V109H145ZM41 109V108H40ZM48 109H45L46 110V112H47V110ZM57 109H59V108H57ZM71 109V110H72ZM139 109H141V107L139 108ZM138 109V110H139ZM147 109H149V106H147ZM159 109V108H158ZM161 109H162V106H161ZM164 109H165V107H164ZM1 111V115H0V117L3 115V117H1V118H3V121H1V118H0V126H6L7 128H8V133H9V139H8V141H6V142H4V143H2L3 145H1L0 146V153H1V151L3 150V151H5L6 153L5 154H7L9 151V153H12L13 155H10V156H14V157H16V155H18V154H22V156L23 157H25V158H27L24 154H27L28 155V153H32L33 155L31 156L30 154L28 155V157H30L31 156V160H30V158H29V161H28V159H25V161L27 160V162H24V160H20V161H15V160H11V157L9 156V157H6V156H8V155H5V157L3 158V157H1V155H0V259L1 260H4L5 262L7 261V263L6 264H9L8 262H10V263H12V264H60V260H62L61 261V264L63 263V264H86L87 262H85L86 260H83L82 258H80V257H76L75 255H74V252H72V250H73V248L71 249V246H72V241H73V237H72V232H71V234H70V231H72L73 229H71V221L73 222V220H72V212H71V208H69L70 206H68V202L70 201V198H69V200H68V196H70V193H71V191H70V187H69V185H71V184H69L70 183V181H68V180H70V176H69V171L71 170V169H69L70 167L69 166H67V168L64 170V171H62V169H61V173H63V175H64V177L63 176H58L57 174H59L60 172H56V171H59L58 169L59 168H57V170L56 169H52V167L50 168V166L49 167H47L48 165L47 164H49V162L50 161H48V160H43V161H45L44 163H42V160H40L41 158H38L40 155L38 154V149H39V147L40 148H42L40 145H39V147H38V145L37 144H40V143H35V141L33 140V142H29L30 143V145H31V147L32 146H34V147H32V148H30V146H29V144H28V142H27V144H23L24 146H26V149H25V147L24 146H22V147H20V145L19 144H17L18 143V140H14V135L16 134V133H19L18 131H17V129H16V126H15V124H14V122L17 120V119H15L16 118V114L15 115H13V116H15V118L13 117V119L10 117V115L6 112V110H5V107L3 108H1L0 109ZM39 110V109H38ZM38 110H37V112H38ZM42 110H43V108L41 109V110H39V111H41L42 112ZM44 111V110H43ZM48 111H50V109L48 110ZM53 111V110H52ZM56 111V113H57V110H55ZM70 111V110H69ZM68 111V112H69ZM72 111H74V110H72ZM72 111H70V112H72ZM140 111V110H139ZM149 111V110H148ZM160 111V113H161V110H159ZM77 112V111H76ZM141 112H142V110H141ZM145 112V111H144ZM144 112H143V114H144ZM43 113V112H42ZM42 113H40L39 112V114L41 115ZM73 114H74V112H72ZM124 113V114H125ZM129 112H127V114H128ZM131 113V116H132V111L130 112ZM136 113V112H135ZM139 113V112H138ZM38 114V113H37ZM38 114V117L40 118V119H42V123L43 124H45V123H47L46 121H45V123L43 122V118H41L40 117V115ZM43 114H45V113H43ZM53 114H55V112H53ZM70 114V113H69ZM78 114V113H77ZM127 114H125V115H127ZM145 114H146V112H145ZM145 114H144V116H145ZM162 114V113H161ZM134 115V114H133ZM140 115L141 114H139V117H140ZM42 117H43V115H41ZM55 116H56V114H55ZM37 117V118H38ZM45 117H47V116H44V118ZM57 117V116H56ZM61 117V116H60ZM76 118H77V115H76ZM143 118V117H142ZM60 119V118H59ZM136 119V118H135ZM140 119V118H139ZM13 120V121H12ZM15 120V121H14ZM35 120H36V118H35ZM35 120H33V123H34V121ZM37 120H39V119H37ZM37 120H36V122H37ZM45 120V119H44ZM62 120H63V118H62ZM62 120H57L60 124L63 122ZM47 121H49V120H47ZM71 121V120H70ZM137 121V120H136ZM35 122V123H36ZM41 122V121H40ZM40 122H38V123H40ZM231 123H229V124H232L233 126H232V128L233 127H235L234 125L236 124L235 122H233V123H235V124H233L232 123V121H230ZM15 123H17V122H15ZM64 123H66V120L63 122V124ZM71 123V122H70ZM41 124V123H40ZM43 124H42V126H43ZM48 124H50V123H48ZM60 124H58V125H56L57 127L56 128H58V127H60L59 125ZM17 125V124H16ZM36 125H37V123H36ZM39 125V124H38ZM65 125V124H64ZM68 125V124H67ZM20 127L22 126V125H19ZM45 126L46 125H44L43 127H44V129H45ZM70 126V125H69ZM23 127V126H22ZM21 127V128H22ZM177 127V126H176ZM41 128V127H40ZM66 128V127H65ZM67 128H68V126H67ZM230 128V131H231V134H232V130L234 129H232L231 127H230V125H228V128H227V130ZM42 129V128H41ZM46 129H47V126H46ZM232 129V130H231ZM226 130V129H225ZM43 130H41L40 132H42ZM45 131V130H44ZM44 131H43V133H44ZM68 131H69V129H68ZM229 131V130H228ZM227 131V132H228ZM21 132V131H20ZM46 132V131H45ZM183 132V131H182ZM182 132H179V134L178 135H183L182 134ZM22 133V132H21ZM49 133V132H48ZM229 133V132H228ZM227 133V134H228ZM20 134V133H19ZM23 134V133H22ZM42 134V133H41ZM18 135V134H17ZM16 135V136H17ZM21 135V134H20ZM20 135H18V136H20ZM229 135V134H228ZM22 137V136H21ZM41 137V136H40ZM43 137H45V136H43ZM71 137V136H70ZM180 137V136H179ZM178 137V138H179ZM50 138H53V136H51L50 135ZM50 138H48V140H47V142H46V140H45V145H46V147H47V145L48 146H51V145H53L54 143H53V139H50ZM68 138V137H67ZM183 138V137H182ZM181 138V139H182ZM186 138V137H185ZM17 139V138H16ZM41 139H43V138H41ZM47 139V138H46ZM68 139H70V138H68ZM221 140L220 141H222V138H220ZM38 140H39V138H38ZM51 140V141H50ZM71 140V139H70ZM185 140V139H184ZM189 140V139H188ZM228 140V139H227ZM19 141H21L20 139H19ZM29 141H30V139H29ZM186 141V140H185ZM14 142H15V145H14ZM39 142H40V140H39ZM50 143V145H49V143ZM68 142V141H67ZM182 142V141H181ZM189 141H186V143H188ZM223 142H225L224 140L222 141V143ZM229 142V141H228ZM32 143H35L36 145H37V147L35 146V145H33ZM44 143H41V144H44ZM48 143V144H47ZM53 143V144H52ZM70 143V142H69ZM218 143H219V141H218ZM222 143H219L220 144V146L222 145ZM225 143H227V142H225ZM1 144V143H0ZM16 144L17 145H19V147L16 149L15 148V146H16ZM71 144H72V142H71ZM215 143L213 142V145H214ZM227 144H229V143H227ZM65 145V144H64ZM68 145H70V144H68ZM216 145V144H215ZM67 146V145H66ZM217 146H218V144H217ZM223 146V145H222ZM37 149H36V148ZM53 146H51L50 148H52ZM212 147H214V146H212ZM219 147V146H218ZM229 147V146H228ZM54 148V147H53ZM70 148V147H69ZM220 148V147H219ZM222 148V147H221ZM66 149V148H65ZM214 149V148H213ZM226 149H228V148H226V146L224 145V147H223V149H222V151L220 152V155L219 156H216V158L217 157H219V158H222V159H218V160H223L224 159V154L225 153H223V152H225L226 151ZM24 150H26L27 152H25ZM39 150H42V149H39ZM44 150V152H45V148L43 149ZM49 150V149H48ZM8 151V152H7ZM12 151V152H11ZM32 151V152H31ZM49 151H51V149L49 150ZM46 152V153H48V155H49V153H51V152ZM66 151H69V153H71L70 151L71 150H68V149H66ZM168 151H172V149H171V147L170 148H168ZM167 151V154H169L170 152H168ZM23 152H25V153H23ZM41 152H43V151H41ZM149 151H147V153H148ZM154 152V151H153ZM173 152V151H172ZM170 153V154H173V153ZM216 152V151H215ZM215 152H213V153H215ZM40 153V152H39ZM157 154L159 153V152H156ZM155 153V154H156ZM15 154V155H14ZM20 154V155H21ZM44 154V153H43ZM43 154H41V155H43ZM152 154V153H151ZM151 154H149V158L152 160L153 159V156L154 155H152L151 156ZM154 154V153H153ZM170 154H169V156H170ZM210 154V153H209ZM228 154H230V152L228 153ZM47 155V154H46ZM208 154H206V156H207ZM215 155H217V152L215 153ZM232 154H230V155H228V156H231ZM70 156V155H69ZM151 156V157H150ZM173 156V155H172ZM209 156V155H208ZM210 156H212V154H210ZM21 157V156H20ZM154 157H157V156H154ZM171 157V156H170ZM201 157V156H200ZM203 157H205V156H203ZM232 157V156H231ZM231 157H227L228 158V160H229V162L231 161V159L233 158H231ZM43 158V157H42ZM194 158H196L195 156H194ZM38 159H39V161H41V163L43 164H40L39 162H38ZM44 159H45V157H44ZM47 159H50V158H48L47 157ZM70 159V158H69ZM71 160V159H70ZM154 160V159H153ZM156 160V159H155ZM192 160H193V156H192ZM197 160H200L199 158H197ZM217 160V159H216ZM217 160V161H218ZM48 163H47V162ZM196 161V160H195ZM194 160H193V164L194 163H196ZM201 161H204L203 160V158H202V160ZM224 161V160H223ZM150 162H153V161H150ZM155 162H157V161H155ZM172 163H173V161H171ZM170 162V163H171ZM175 162V161H174ZM177 163L178 162H180V161H176ZM199 162V161H198ZM205 162V161H204ZM203 162V163H204ZM221 163H222V161H220ZM46 163V164H45ZM154 163V162H153ZM153 163L152 164H150L149 165V168H150V166H152L153 165ZM169 163V162H168ZM177 163H176V165H177ZM181 163H182V161H181ZM180 163V164H181ZM203 163H202V165H203ZM154 164H156V163H154ZM180 164H178V165H180ZM201 164V163H200ZM47 165V166H46ZM50 165H51V163H50ZM168 165H170L171 167L173 166L172 164H168ZM175 165V166H176ZM177 165V166H178ZM208 165V166H207ZM222 165V164H221ZM220 165V167H222L221 168V171H222V169H223V166H225V165H222L221 166ZM254 165V167H253V169L256 171V170H259V168H260V164L259 163H256V164H253ZM43 166H45V167H43ZM147 164H146V167H144V168H146L147 170H148V168H147ZM194 166V165H193ZM203 166H205V168H206V166L207 167H209V163L206 161V165L204 164ZM229 166H230V164H229ZM170 167V168H171ZM179 167H181V168H179ZM178 168H179V171L177 170L176 172L173 170L172 171V168L170 169V171L169 172H173V173H171V175H172V177H174V179L172 178V177H170V174H167V175H169V180L172 178V180L173 181H175V182H173L172 180V182L173 183H177V181L179 180V178H177V176L179 177L180 176V174L182 173L183 174V172H181L182 170H183V164H181V166H179ZM219 167V168H220ZM152 168H154V167H152ZM175 168V167H174ZM177 168V167H176ZM67 170V171H66ZM147 170H145V171H147ZM152 169H150V171H151ZM181 170V171H180ZM206 170V169H205ZM210 171V169H207V171ZM218 170H220V169H218ZM65 171H66V174H64L65 173ZM162 171V170H161ZM161 171H159L160 173H161ZM165 171V170H164ZM208 171V172H209ZM220 171V172H221ZM148 172V171H147ZM146 172V173H147ZM174 172L176 173V174H174ZM219 172V171H218ZM261 173V180H260V183L261 182H264V170L263 171H260ZM60 173V174H61ZM152 173V172H151ZM150 173V176L152 175ZM154 173V172H153ZM179 173V174H178ZM217 173V172H216ZM223 173V172H222ZM222 173H219L218 175L220 176V174H222ZM162 174V173H161ZM164 174V173H163ZM181 174V175H182ZM59 177H57V176ZM62 175V174H61ZM148 175H149V173H148ZM147 175V176H148ZM175 175H176V178H175ZM217 174L215 175V177L216 176H218ZM223 175V174H222ZM221 175V176H222ZM218 176V177H219ZM149 177V176H148ZM218 177L216 178V184H217V189L219 188L220 189V191L221 192H219L220 193V196H222V191H223V176H222V178H220L219 179V181H217L218 180ZM232 177V176H231ZM61 178V179H60ZM69 178V179H68ZM149 178H151V177H149ZM182 178V177H181ZM180 178V179H181ZM176 179H177V181H176ZM183 179V178H182ZM52 180H54L53 182H52ZM221 180V181H220ZM233 180L235 181V179H234V177H233ZM42 181V182H41ZM146 181H147V179H146ZM171 181H168V182H170V184H171ZM182 181V180H181ZM233 181V182H234ZM237 181V180H236ZM243 181V180H242ZM259 181V180H258ZM69 182V183H68ZM149 182V181H148ZM179 182H180V180H179ZM179 182H178V184H179ZM217 182H221V184H219V183H217ZM233 182H232V184H233ZM241 182V181H240ZM240 182L238 181V183L240 184ZM249 183H250V181H249ZM177 184V185H178ZM221 186V187H219V185ZM238 184V185H239ZM264 184V183H263ZM167 185H169V183H167ZM235 185V184H234ZM259 185L260 184H258V187H259ZM251 186V185H250ZM249 186V187H250ZM264 186V185H263ZM262 186V187H263ZM236 187H237V184H236ZM238 187H240V186H238ZM254 188H255V190H254ZM254 188L252 189H250V191L249 192H252V194L254 193V192H257L256 191V189H257V187H256V185H254ZM240 189V188H239ZM242 189V188H241ZM245 189V188H244ZM260 189V188H259ZM258 189V190H259ZM263 189V188H262ZM264 191V190H263ZM260 192H261V189H260ZM150 195H151V193H149ZM250 194V193H249ZM257 194H258V192H257ZM43 195H49L48 196V198L49 199H51V197H53V198H57L58 200L60 199L61 200V202H59V204H56V206H55V209L54 210H50L51 209V205H49V206H47V203H52V201L51 200H49L48 199V202H47V200L45 199V203L46 204H44V202H43ZM152 195H154V194H152ZM63 196V197H62ZM248 198H249V196H248ZM221 201V200H220ZM249 201H251L250 199H249ZM71 202V201H70ZM149 202H150V200H149ZM223 203V202H222ZM221 203V204H222ZM167 204H168V202H167ZM224 204V203H223ZM222 204V206H223V208L225 209V206H226V208H227V205H223ZM226 204V203H225ZM169 206H170V204H169ZM250 207V206H249ZM261 207V206H260ZM263 207V206H262ZM50 208V209H49ZM167 208V207H166ZM249 209H251V208H249ZM264 209V208H263ZM64 211V212H62V211ZM262 209H259V211H261ZM60 211H61V213H60ZM62 213H66V216H67V218L64 220L65 222H67L68 224H67V226L65 225V223H64V226L65 227H62V225H61V222L60 221H57V219H60V214L62 215ZM227 213H231V212H228L227 211ZM59 216V217H58ZM227 219H228V217H227ZM229 220V219H228ZM231 220V219H230ZM59 222H60V224H59ZM63 224V223H62ZM61 225V226H60ZM230 228V227H229ZM230 233V232H229ZM250 236H252V235H250ZM255 236V235H254ZM254 239H255V237H254ZM256 239H258V240H263L264 238H263V236H259V238H257V236H256ZM4 261H0L1 262V264H5L4 263ZM87 264H90V263H87Z\"/></svg>",
	"mask_w": 264,
	"mask_h": 264
}]
</instances>
